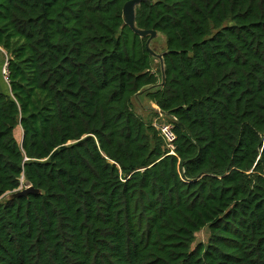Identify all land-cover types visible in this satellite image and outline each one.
<instances>
[{
    "label": "trees",
    "instance_id": "obj_1",
    "mask_svg": "<svg viewBox=\"0 0 264 264\" xmlns=\"http://www.w3.org/2000/svg\"><path fill=\"white\" fill-rule=\"evenodd\" d=\"M127 1L0 0V264H264V0Z\"/></svg>",
    "mask_w": 264,
    "mask_h": 264
},
{
    "label": "water",
    "instance_id": "obj_2",
    "mask_svg": "<svg viewBox=\"0 0 264 264\" xmlns=\"http://www.w3.org/2000/svg\"><path fill=\"white\" fill-rule=\"evenodd\" d=\"M142 2L147 4H151L150 0H128L123 6V19L124 25L129 26L136 34L140 35L141 37H148L146 42V47L148 51L153 55L155 58L159 59L161 63L162 69V78L163 81L160 84H163L165 81V71H164V62H163V54H159L154 51L151 47V42L155 39L159 32L155 29H142L136 25V7L139 6ZM145 91L142 90L141 93ZM42 190L35 188L33 185H29L26 187L20 186L18 189H15L11 192H7L4 196L5 199L11 200L18 197L28 196L29 194H41Z\"/></svg>",
    "mask_w": 264,
    "mask_h": 264
},
{
    "label": "rangeland",
    "instance_id": "obj_3",
    "mask_svg": "<svg viewBox=\"0 0 264 264\" xmlns=\"http://www.w3.org/2000/svg\"><path fill=\"white\" fill-rule=\"evenodd\" d=\"M151 47L154 51H156L157 53L159 54H162L163 50L165 49V46H164V38L163 36H161V34H159L155 39L152 40L151 42ZM0 55H1V58L4 60L2 61V64H1V67H0V79H1V86H2V89H4V85H8V82L7 80L5 79V76L3 74V62H5L6 60V53L5 51H3L2 49H0ZM159 67H161V64L159 66V59H155V62H154V70L156 71ZM148 105V101L146 100L145 102ZM134 109L140 114L143 116L144 119H146V121H151L153 122L156 117H158L156 115L155 112H153L150 107L148 108H144L138 101H134ZM168 118H166V116L164 117V121L168 122L167 121ZM208 237H209V233H208V229H203L201 232H199L196 236V241H195V244L199 241H207L208 240ZM194 244V245H195Z\"/></svg>",
    "mask_w": 264,
    "mask_h": 264
},
{
    "label": "built area",
    "instance_id": "obj_4",
    "mask_svg": "<svg viewBox=\"0 0 264 264\" xmlns=\"http://www.w3.org/2000/svg\"><path fill=\"white\" fill-rule=\"evenodd\" d=\"M3 74L5 76V79L8 81L7 62H5L3 66ZM156 109L158 111V117H156V119L153 121V126L159 131L161 137L164 139L165 147L168 150V154L175 155L177 136L174 130V125L171 122L164 121L165 114L161 111L160 108Z\"/></svg>",
    "mask_w": 264,
    "mask_h": 264
}]
</instances>
